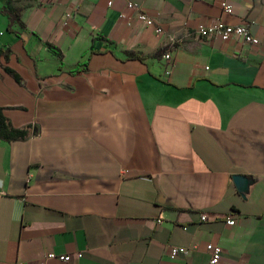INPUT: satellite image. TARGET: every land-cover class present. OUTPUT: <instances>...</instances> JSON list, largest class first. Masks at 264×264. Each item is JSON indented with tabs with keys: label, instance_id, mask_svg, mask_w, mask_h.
Returning a JSON list of instances; mask_svg holds the SVG:
<instances>
[{
	"label": "crops",
	"instance_id": "crops-1",
	"mask_svg": "<svg viewBox=\"0 0 264 264\" xmlns=\"http://www.w3.org/2000/svg\"><path fill=\"white\" fill-rule=\"evenodd\" d=\"M6 1L0 48L24 81L0 68V107L30 133L0 138V264H209V243L264 264V0H134L155 25L123 0H12L20 19ZM219 21L260 43L197 34Z\"/></svg>",
	"mask_w": 264,
	"mask_h": 264
},
{
	"label": "built area",
	"instance_id": "built-area-1",
	"mask_svg": "<svg viewBox=\"0 0 264 264\" xmlns=\"http://www.w3.org/2000/svg\"><path fill=\"white\" fill-rule=\"evenodd\" d=\"M126 7L130 10H133L134 17L147 25H155L154 19L145 11L137 2L134 0H123ZM114 0H109V5L112 6ZM221 7L223 12L230 14L233 12V3L231 0H222ZM121 17L127 18L126 14L121 13ZM132 18L128 19V22L131 23ZM156 31L158 33L163 32L162 26H157ZM196 32L200 38L214 39L219 38L222 41L228 42L230 40H236L244 44H259L260 40L253 34L251 30V25L248 21H245L240 24H232L224 21H219L214 24H205L200 23L196 27ZM165 59L167 60V70L166 73H170L174 61L170 53L164 54ZM206 214H203V219H206ZM227 222L231 225L235 224L233 218H228ZM207 250L210 253L209 264H221L223 256V248L219 244L209 243L207 245ZM190 249L185 247H171L170 255L173 259L177 258L179 255H188ZM83 254L81 252L77 253V257H81ZM47 259H58L65 262H70L73 260L71 254H60L54 251H50L46 254ZM20 264H24L21 262Z\"/></svg>",
	"mask_w": 264,
	"mask_h": 264
},
{
	"label": "trees",
	"instance_id": "trees-1",
	"mask_svg": "<svg viewBox=\"0 0 264 264\" xmlns=\"http://www.w3.org/2000/svg\"><path fill=\"white\" fill-rule=\"evenodd\" d=\"M7 10H13L18 19L21 18L20 10L12 6V0H7L3 6V12H8L7 15L10 16V12ZM49 50L57 56L60 67L63 64L64 52L61 48L53 43H47ZM167 48H162L157 57L164 55ZM13 55L12 50L10 48H0V68H3L7 73L11 74L19 83H23V77L13 69L8 63L11 60V56ZM126 55L128 59H139L145 60L146 56L140 52L127 50ZM30 133V126H24L21 128L14 127L9 119L3 114V108L0 107V138L7 141H13L17 139H23L27 137Z\"/></svg>",
	"mask_w": 264,
	"mask_h": 264
},
{
	"label": "water",
	"instance_id": "water-1",
	"mask_svg": "<svg viewBox=\"0 0 264 264\" xmlns=\"http://www.w3.org/2000/svg\"><path fill=\"white\" fill-rule=\"evenodd\" d=\"M234 182L237 186V189L241 192V194L245 197L246 192L249 190L250 183L252 181L249 176L246 174H235L233 176Z\"/></svg>",
	"mask_w": 264,
	"mask_h": 264
}]
</instances>
